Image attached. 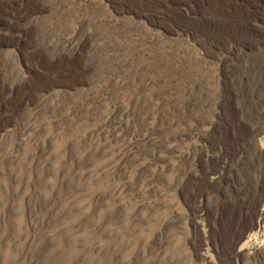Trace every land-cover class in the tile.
<instances>
[{
	"label": "rangeland",
	"instance_id": "obj_1",
	"mask_svg": "<svg viewBox=\"0 0 264 264\" xmlns=\"http://www.w3.org/2000/svg\"><path fill=\"white\" fill-rule=\"evenodd\" d=\"M260 80L264 0H0V264H264Z\"/></svg>",
	"mask_w": 264,
	"mask_h": 264
},
{
	"label": "bare ground",
	"instance_id": "obj_2",
	"mask_svg": "<svg viewBox=\"0 0 264 264\" xmlns=\"http://www.w3.org/2000/svg\"><path fill=\"white\" fill-rule=\"evenodd\" d=\"M256 236H258V235H253V234L246 235L245 236V239L247 241L243 242L239 248L240 249H243V248H246V247H250L252 245L251 238L256 237Z\"/></svg>",
	"mask_w": 264,
	"mask_h": 264
},
{
	"label": "trees",
	"instance_id": "obj_3",
	"mask_svg": "<svg viewBox=\"0 0 264 264\" xmlns=\"http://www.w3.org/2000/svg\"><path fill=\"white\" fill-rule=\"evenodd\" d=\"M260 86H261V89L260 90H264V84H263V80H260L259 83H258ZM259 87H255V89H258ZM255 89L253 91H255ZM263 98H264V95H263Z\"/></svg>",
	"mask_w": 264,
	"mask_h": 264
}]
</instances>
